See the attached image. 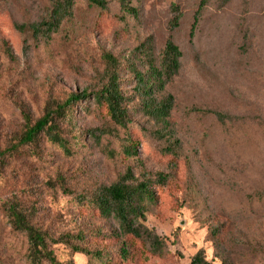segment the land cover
<instances>
[{
	"label": "rangeland",
	"instance_id": "374dc122",
	"mask_svg": "<svg viewBox=\"0 0 264 264\" xmlns=\"http://www.w3.org/2000/svg\"><path fill=\"white\" fill-rule=\"evenodd\" d=\"M73 1L59 31L38 36L30 26L48 16L50 0H0V264H30L7 201L31 214L64 264H189L198 251L223 264L215 241L229 264H264V0H207L201 8L200 0H125L136 16L121 10L122 0H107L104 10ZM170 37L182 58L154 93L173 97L164 125L144 113L136 73L158 64ZM105 53L118 61L123 126L95 97L107 81ZM49 112L66 145L46 131L21 144ZM127 170L151 182L154 200L140 221L159 237V253L93 204Z\"/></svg>",
	"mask_w": 264,
	"mask_h": 264
},
{
	"label": "trees",
	"instance_id": "16d2710c",
	"mask_svg": "<svg viewBox=\"0 0 264 264\" xmlns=\"http://www.w3.org/2000/svg\"><path fill=\"white\" fill-rule=\"evenodd\" d=\"M90 5L106 9L107 0H88ZM207 0H200L201 8L205 5ZM73 0H50V9L48 16L41 22L31 24V29L35 35H50L59 31L62 23L71 18L73 14ZM121 10L126 14L133 16L137 15V10L130 7L129 4L122 0ZM178 10H176L177 12ZM199 11V10H198ZM197 12L194 16L193 23L190 28V36L195 33L198 23ZM182 14L178 12L171 20L170 25L172 29L180 26ZM147 51V48L145 49ZM151 53H149V56ZM106 63L105 77L106 83L95 93L98 100H105L108 104L109 112L112 119L119 125H125L128 119L127 109L122 107L121 100L123 99L121 90L119 88L118 75V61L110 53L103 55ZM182 52L179 46L170 37L165 42V45L160 53L159 62L155 64L152 62L148 68L147 73H136L138 82V94L142 103L144 113L150 118L164 125L168 123L173 106V97L167 96L158 100L154 93L165 89L168 83L178 74L181 67ZM86 97L83 92L81 96L72 95L70 99L64 104L69 105L75 99ZM63 107L60 108L61 113ZM215 113L220 120L229 118V116ZM54 112L47 113L41 120H39L33 127L29 128L23 135L20 143L27 144L33 142L39 133L46 131L47 137L53 142L66 145V140L60 136L58 126L55 123ZM67 148V147H64ZM10 151V150H7ZM127 155L135 153L134 148L126 149ZM150 180L144 177L143 180L136 179L130 170H127L125 176L118 181L112 183L110 186L102 188L100 193L93 198V204L99 209L100 213L105 217H113L119 224L120 232L123 235H130L134 238L150 242L152 250L156 253L161 252L162 244L159 237L147 228L140 220L145 217V209L148 202L154 200V192L150 188ZM6 214L9 222L14 230L23 232L27 237L28 255L30 264H41L43 260H48L52 264H64L56 260L52 251L48 249L47 235L43 230L39 229L32 223V216L25 208L12 202H4ZM212 235L215 237L216 233ZM71 248L86 255L100 257L102 254L98 251H91L88 248L72 243L70 240H64ZM216 257L222 260L223 264H229L224 258L219 242L215 241ZM123 256H127V247L123 245L121 249ZM71 264V263H69ZM189 264H213L210 262L203 251H198L192 258Z\"/></svg>",
	"mask_w": 264,
	"mask_h": 264
}]
</instances>
